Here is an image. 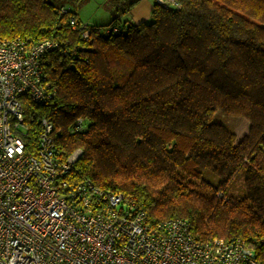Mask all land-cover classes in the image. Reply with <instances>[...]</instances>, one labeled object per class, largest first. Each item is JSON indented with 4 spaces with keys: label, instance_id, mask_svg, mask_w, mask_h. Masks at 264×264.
I'll list each match as a JSON object with an SVG mask.
<instances>
[{
    "label": "trees",
    "instance_id": "16d2710c",
    "mask_svg": "<svg viewBox=\"0 0 264 264\" xmlns=\"http://www.w3.org/2000/svg\"><path fill=\"white\" fill-rule=\"evenodd\" d=\"M136 1L85 39L64 3L0 0V37L56 42L40 57L54 94L25 114L60 130L61 160L80 150L70 183L121 193L151 224L241 238L264 264V0H153L147 21L121 19ZM217 111L247 133L237 141ZM77 117L85 128L71 131Z\"/></svg>",
    "mask_w": 264,
    "mask_h": 264
},
{
    "label": "built area",
    "instance_id": "2783aa9c",
    "mask_svg": "<svg viewBox=\"0 0 264 264\" xmlns=\"http://www.w3.org/2000/svg\"><path fill=\"white\" fill-rule=\"evenodd\" d=\"M90 26L80 23L85 39ZM54 46L0 37V264H260L241 238H196L180 218L151 224L121 193L87 177L69 182L80 150L61 160L60 130L25 114L27 102L54 94L40 65ZM84 128L82 117L72 121L71 131Z\"/></svg>",
    "mask_w": 264,
    "mask_h": 264
},
{
    "label": "rangeland",
    "instance_id": "374dc122",
    "mask_svg": "<svg viewBox=\"0 0 264 264\" xmlns=\"http://www.w3.org/2000/svg\"><path fill=\"white\" fill-rule=\"evenodd\" d=\"M55 5L64 3L83 23H102L107 24L113 18V11L116 7H125L124 0H51ZM215 119L222 121L239 141L248 130V123L236 116L225 115L221 111L216 112Z\"/></svg>",
    "mask_w": 264,
    "mask_h": 264
},
{
    "label": "crops",
    "instance_id": "0c3cea01",
    "mask_svg": "<svg viewBox=\"0 0 264 264\" xmlns=\"http://www.w3.org/2000/svg\"><path fill=\"white\" fill-rule=\"evenodd\" d=\"M131 0H124L125 3ZM158 1V0H157ZM153 0H137L127 12L120 16L121 19H127L134 23H140L147 21L150 17V11L152 8ZM79 19V18H78ZM96 25H102V23H91Z\"/></svg>",
    "mask_w": 264,
    "mask_h": 264
}]
</instances>
